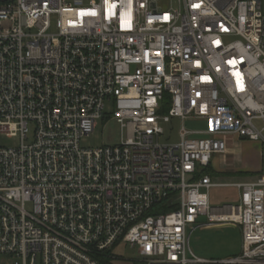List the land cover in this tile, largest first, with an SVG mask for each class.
Listing matches in <instances>:
<instances>
[{
	"label": "built area",
	"instance_id": "2783aa9c",
	"mask_svg": "<svg viewBox=\"0 0 264 264\" xmlns=\"http://www.w3.org/2000/svg\"><path fill=\"white\" fill-rule=\"evenodd\" d=\"M107 101L121 141L83 147ZM229 136L264 158V0H0V137L17 140L0 145V264H115L121 245L144 264H264V171L202 175ZM227 185L240 204L213 208ZM223 225L240 254L196 256L191 235Z\"/></svg>",
	"mask_w": 264,
	"mask_h": 264
},
{
	"label": "rangeland",
	"instance_id": "374dc122",
	"mask_svg": "<svg viewBox=\"0 0 264 264\" xmlns=\"http://www.w3.org/2000/svg\"><path fill=\"white\" fill-rule=\"evenodd\" d=\"M114 107L111 101L106 102L105 116L99 120L93 134L82 140L86 148H98L105 144H115L121 141L122 129L115 121L109 122L110 114ZM183 123L180 119L173 120L164 125V135L161 144H175L179 141V131ZM185 126L189 130H202L207 127L204 121L188 120ZM228 151L218 156L212 167L225 172L219 178L213 177L215 182L230 184L240 180L256 178L264 171V158L261 145L237 136L227 138ZM17 140L0 137V145L15 146ZM240 173V174H239ZM210 204L213 208L224 206H237L240 204L241 191L233 186L213 187L209 193ZM206 218H201L199 223H207ZM190 247L196 256L204 259H224L239 255L242 249V232L239 227L209 226L197 229L190 237ZM115 264H144L139 262L137 251L129 246L121 245L114 250Z\"/></svg>",
	"mask_w": 264,
	"mask_h": 264
},
{
	"label": "trees",
	"instance_id": "16d2710c",
	"mask_svg": "<svg viewBox=\"0 0 264 264\" xmlns=\"http://www.w3.org/2000/svg\"><path fill=\"white\" fill-rule=\"evenodd\" d=\"M202 175H209L211 177H220L221 175H224V174H219L217 172H214L213 169L210 167V168L206 169ZM105 263H107V262L105 261Z\"/></svg>",
	"mask_w": 264,
	"mask_h": 264
},
{
	"label": "crops",
	"instance_id": "0c3cea01",
	"mask_svg": "<svg viewBox=\"0 0 264 264\" xmlns=\"http://www.w3.org/2000/svg\"><path fill=\"white\" fill-rule=\"evenodd\" d=\"M212 169H213L214 172H217V173H219V174H224V173H225V172L220 171V170H218V169H214L213 167H212ZM217 178H219V177H216V179H217Z\"/></svg>",
	"mask_w": 264,
	"mask_h": 264
},
{
	"label": "water",
	"instance_id": "95a60500",
	"mask_svg": "<svg viewBox=\"0 0 264 264\" xmlns=\"http://www.w3.org/2000/svg\"><path fill=\"white\" fill-rule=\"evenodd\" d=\"M223 226H229V225H223ZM230 227H234V226H230Z\"/></svg>",
	"mask_w": 264,
	"mask_h": 264
}]
</instances>
